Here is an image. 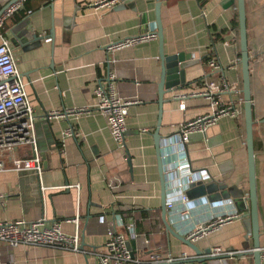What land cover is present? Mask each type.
I'll use <instances>...</instances> for the list:
<instances>
[{
	"label": "crops",
	"instance_id": "1",
	"mask_svg": "<svg viewBox=\"0 0 264 264\" xmlns=\"http://www.w3.org/2000/svg\"><path fill=\"white\" fill-rule=\"evenodd\" d=\"M7 1L0 0V6ZM97 1L39 0L35 10L17 21L9 20L2 32L10 42L25 94L38 116L34 133L41 172L37 175L32 170L0 171V221L43 218L58 222L62 232L71 234L75 229L72 219L78 214L83 251L45 246L11 247L0 242V264H97V253L107 239L106 224L124 233L121 216L131 205L135 207L136 229L148 240L146 248L137 242L139 260L154 264L150 262V251L155 250L172 255L184 253L187 256L184 264H200L186 262L192 251L166 235L160 218L152 139L161 68L158 39L154 37L133 47L107 48L120 39L147 31L154 33L156 0H119L108 8L95 6ZM244 7L254 120L258 241L264 247V0H244ZM159 13L164 54L184 52L197 60L185 68V85L180 89L193 88L203 77L215 81L223 78L235 90L223 94L222 99L236 102L242 112L235 120L221 117L204 136L193 133L186 143L191 167L205 168L210 179L204 183L224 186L229 195L222 198L232 200L241 214L194 243L202 250L219 246L226 252L206 260L205 264H254L250 253L253 240L247 200L238 28L231 23L237 13L236 0L227 3L224 0H160ZM51 27V41L49 38L31 40L32 33L47 36ZM221 30L225 32L215 41L214 36ZM24 35H29L31 42L24 41ZM205 55L219 68L209 70V59L203 60ZM99 82L111 83L121 97L136 101L128 107L123 148L115 145L104 115L97 109L93 91ZM176 91L164 94L159 128L162 138L176 132L179 123L208 110L207 100L199 97L189 98L185 109L179 110L173 98ZM68 108L86 111L75 120L69 115L45 117L48 112ZM69 125L80 133L79 137L62 138V132ZM124 149L131 157V173ZM14 154L18 158L29 156V145L18 146ZM3 160L6 167L12 166L9 154H4ZM113 176L121 182L117 194L107 187V181ZM66 184H78L79 188H61ZM194 190V197L202 196L195 195ZM236 195L244 203V206L240 204V210L234 203ZM138 209L146 211L145 215L141 217Z\"/></svg>",
	"mask_w": 264,
	"mask_h": 264
},
{
	"label": "built area",
	"instance_id": "2",
	"mask_svg": "<svg viewBox=\"0 0 264 264\" xmlns=\"http://www.w3.org/2000/svg\"><path fill=\"white\" fill-rule=\"evenodd\" d=\"M22 1L18 0L11 4L6 8V12L0 15V171L32 170L38 175L41 172V165L34 133V122L38 116L25 94L23 77L17 67L10 42L1 31L4 19L19 5L21 6ZM118 1L98 0L94 5L108 8ZM154 37H156L154 33L147 31L141 35L112 42L107 48L115 50L133 47ZM207 66L209 70L219 68L212 59L208 60ZM230 90H235V88L223 78L215 81L203 77L193 88L176 91L173 98L177 101L179 110L185 109L189 98L197 97L207 100L208 110L179 123L176 132L160 140L166 217L172 229L191 242H196L202 236L217 231L222 225L238 219L241 215L230 199L209 201L207 195L190 198L186 193L193 183L210 179V174L205 168H192L190 165L186 150L189 136L193 133L204 136L206 131L221 117L226 116L235 120L241 116L239 104L232 100L222 99V95ZM93 94L97 109L104 115L115 145L123 148L128 107L136 101L121 97L109 82H99ZM85 111L83 108L54 110L46 113L45 117L51 119L69 115L75 120ZM79 136L80 133L72 125L62 132V138ZM20 145H29V156L23 158L15 156L14 152ZM4 154L10 155L12 163L10 168L4 163ZM120 183L118 178L113 176L107 181V187L112 193L117 194L121 187ZM70 187L79 188L78 184L61 186L63 189ZM127 210L128 212L121 216L124 233L118 232L113 225L106 224L107 239L102 250L97 253V264H144L136 256L137 242L139 241V245L146 248L148 240L143 232L136 229L135 207L131 205ZM198 216L201 218L195 220ZM99 218L101 222H105L103 217ZM72 221L75 229L71 234L62 232L58 222L46 221L43 218L36 221L24 219L0 221V242L11 247L45 246L81 252L83 250L79 242L78 214ZM259 251L263 264L264 247H260ZM225 253L219 246L211 248V255ZM186 257L184 253L172 255L170 252L150 251V262L154 264H184Z\"/></svg>",
	"mask_w": 264,
	"mask_h": 264
},
{
	"label": "water",
	"instance_id": "3",
	"mask_svg": "<svg viewBox=\"0 0 264 264\" xmlns=\"http://www.w3.org/2000/svg\"><path fill=\"white\" fill-rule=\"evenodd\" d=\"M18 0H8L1 8V13L8 8L11 4H14ZM233 0H224V3L232 2ZM160 0H156L154 6V22H155V32L154 35L158 39V58L161 63L160 76L157 84V121L155 129L152 133L153 147L155 152L156 167L158 172V181H159V209H160V218L163 224V229L166 235H171L181 242L183 245L188 247L192 251V256L186 260V262H196L200 264H205L206 260L214 259L220 255H211V249H200L196 243L189 241L180 234L176 233L170 226L165 209V183L162 171V162L160 158V139L163 137L159 133L161 115H162V104L164 102V94L172 93L180 89L185 85V68L197 63V60L192 58V56L185 54L184 52H179L172 55H166L163 52V35H162V25L160 21ZM237 8V28H238V40H239V63L241 66V89L243 101V118H244V130H245V145L247 152V180H248V195L247 200L249 203V213L251 219V233H252V249L250 253L253 256L254 264H262L260 260V251H259V228H258V217H257V203H256V181H255V167H254V152H253V143H252V126L254 123L252 115V106H251V97H250V71H249V55L247 48V36H246V24H245V7L244 0H236ZM29 36V35H28ZM25 36L22 38L24 41H34L37 42L42 39H53V28L49 30L47 36H39L35 33L31 34V40ZM15 43L13 38L12 40ZM125 162L128 167V172L131 173V157L127 151L124 149ZM207 188L210 191L221 192L227 190L222 185H217L215 183L208 184ZM199 189V188H198ZM197 188L194 190L195 194H200L201 190ZM235 197L242 200L240 195ZM222 199V198H220ZM218 200V199H215ZM243 201V200H242Z\"/></svg>",
	"mask_w": 264,
	"mask_h": 264
},
{
	"label": "trees",
	"instance_id": "4",
	"mask_svg": "<svg viewBox=\"0 0 264 264\" xmlns=\"http://www.w3.org/2000/svg\"><path fill=\"white\" fill-rule=\"evenodd\" d=\"M38 3L39 0H23L22 1V5L20 8L14 10L11 14H9L3 21L2 27H1V31L3 32L5 29V25L9 20H14L17 21L19 19H21L22 17H24L27 13L35 10L38 7ZM232 24H234V26H237V13H235V17L232 19ZM225 32V30H221L220 32H218L215 36H214V40H220V36L221 34H223ZM209 59L208 55H205L203 57V60L206 62ZM138 212L140 213L141 217L145 215L146 211L144 210H139ZM138 226V223H137Z\"/></svg>",
	"mask_w": 264,
	"mask_h": 264
},
{
	"label": "rangeland",
	"instance_id": "5",
	"mask_svg": "<svg viewBox=\"0 0 264 264\" xmlns=\"http://www.w3.org/2000/svg\"><path fill=\"white\" fill-rule=\"evenodd\" d=\"M4 4H5V3H2L0 7H2ZM204 182H205V181H198V182H196V183H193V184L190 186V188L186 191L187 195H188L189 197H191V198L194 197L192 193H193L194 187H195L196 185H199V189L201 190V193H200V194H202V195H207L209 201H214L215 199H220V198H222V197H225L226 195H229V193H228L226 190L223 191V192H221V194H219L218 192L210 191L209 188H207L208 185H206ZM204 184H205V185H204ZM195 195H196V194H195ZM233 197H234V199H235V200H234V201H235L234 203H235L236 208H237L238 210H240V209H241V208H240V204H242V205L244 206L243 201H242L241 199L235 197V196H233Z\"/></svg>",
	"mask_w": 264,
	"mask_h": 264
},
{
	"label": "bare ground",
	"instance_id": "6",
	"mask_svg": "<svg viewBox=\"0 0 264 264\" xmlns=\"http://www.w3.org/2000/svg\"><path fill=\"white\" fill-rule=\"evenodd\" d=\"M6 10H7V9H5V10L1 13V15L4 14V13L6 12Z\"/></svg>",
	"mask_w": 264,
	"mask_h": 264
}]
</instances>
